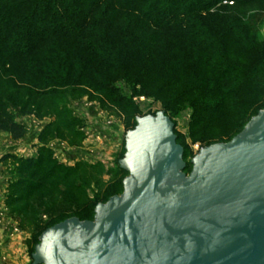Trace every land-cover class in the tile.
Returning a JSON list of instances; mask_svg holds the SVG:
<instances>
[{"label":"trees","instance_id":"16d2710c","mask_svg":"<svg viewBox=\"0 0 264 264\" xmlns=\"http://www.w3.org/2000/svg\"><path fill=\"white\" fill-rule=\"evenodd\" d=\"M262 25L264 0H0V130L22 138L24 125L9 108L50 115L55 100L78 89L91 91L133 129L137 109L120 89L125 83L132 95L161 102L170 119L190 106L191 129L228 125L208 143L227 142L264 107ZM55 125L58 132L69 128ZM173 131L185 162L187 147ZM15 160L9 206L50 187L47 179L62 167L44 148L36 158ZM127 174L118 166L115 176ZM115 185L123 190L122 179ZM99 202H84L74 215L89 219Z\"/></svg>","mask_w":264,"mask_h":264},{"label":"water","instance_id":"95a60500","mask_svg":"<svg viewBox=\"0 0 264 264\" xmlns=\"http://www.w3.org/2000/svg\"><path fill=\"white\" fill-rule=\"evenodd\" d=\"M135 120L122 192L47 228L33 264H264V107L188 174L164 111Z\"/></svg>","mask_w":264,"mask_h":264},{"label":"rangeland","instance_id":"374dc122","mask_svg":"<svg viewBox=\"0 0 264 264\" xmlns=\"http://www.w3.org/2000/svg\"><path fill=\"white\" fill-rule=\"evenodd\" d=\"M259 27L262 33L264 25ZM120 89L126 96L132 97L137 109L134 119L163 111L161 102L144 95H132L125 83H121ZM53 106V114L41 117L19 114L11 107L9 112L16 122L24 125L25 135L13 139L9 133L0 130V264H33L34 243L36 240L39 242L41 234L52 223L57 224L61 217H76L74 214L80 213L86 201L90 200L91 205L96 201L104 203L122 192L121 186L115 183L126 175L120 178L115 173L123 158L125 136L131 129L89 90L78 89L73 94L68 91L55 100ZM191 113L190 106L185 105L171 115L172 119L169 117L187 147L186 163L199 148L221 143L215 141L209 144L211 133L226 134L229 129L226 124L191 129ZM49 123L53 124L46 128L50 130L49 135L45 140H39V134ZM63 123L69 124V128L56 131L55 124ZM74 133L78 134L76 138ZM11 145L20 150L10 151ZM40 148L48 150L51 159L62 166L58 169L60 173L47 179L46 184L50 187L19 204L7 205L10 184L19 168L15 159L36 158ZM64 172L71 174L63 175ZM93 216L89 214L86 220H92Z\"/></svg>","mask_w":264,"mask_h":264},{"label":"crops","instance_id":"0c3cea01","mask_svg":"<svg viewBox=\"0 0 264 264\" xmlns=\"http://www.w3.org/2000/svg\"><path fill=\"white\" fill-rule=\"evenodd\" d=\"M14 150L19 151L20 149L17 148L16 145L15 146L14 145H11L10 151H14Z\"/></svg>","mask_w":264,"mask_h":264}]
</instances>
